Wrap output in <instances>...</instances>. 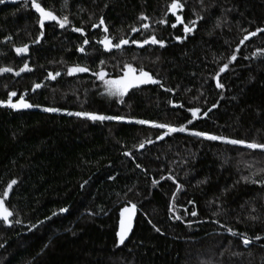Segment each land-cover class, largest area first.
<instances>
[{
	"label": "trees",
	"instance_id": "1",
	"mask_svg": "<svg viewBox=\"0 0 264 264\" xmlns=\"http://www.w3.org/2000/svg\"><path fill=\"white\" fill-rule=\"evenodd\" d=\"M38 2L68 15L71 25L41 29L31 0L0 4V67L12 69L0 73V101L16 92L13 103L23 96L33 105L0 107V199L13 213L9 227L0 223V264H264V151L188 131L157 140L166 130L152 126L184 124L264 144V32L240 44L264 29V0H180L176 11L184 24L202 17L190 33L184 24L171 27V0H68L66 8L63 0ZM103 27L113 43L154 36L164 46L105 51L98 43ZM24 44L28 52L18 55L15 47ZM25 63L31 70L16 75ZM125 63L160 84L108 98L92 73L102 68L106 79H115ZM75 65L90 71L67 75ZM57 71L60 76L48 78ZM35 84L42 87L34 91ZM48 107L59 111H43ZM191 108L201 111L189 125ZM69 112L124 119L92 121ZM132 204L137 212L118 244L121 211Z\"/></svg>",
	"mask_w": 264,
	"mask_h": 264
},
{
	"label": "snow or ice",
	"instance_id": "2",
	"mask_svg": "<svg viewBox=\"0 0 264 264\" xmlns=\"http://www.w3.org/2000/svg\"><path fill=\"white\" fill-rule=\"evenodd\" d=\"M5 0H0V4L4 3ZM67 3L68 0H63V7L66 8L67 7ZM31 7L35 10L36 13L39 14V19H38V23L40 24L41 29H43L44 27V23L45 21H55V23L60 27V28H65L66 26L71 25V21L69 20L68 15L65 14H60L57 15L55 14L52 10L46 9L45 7H43L41 5V3L38 2V0H31ZM183 5L181 4L180 0H171V3L168 7V12L171 13L174 17H175V23L171 24L172 28H176L177 24H184L183 18L181 15L177 14L176 10H182ZM195 15V13H194ZM141 20H146L147 17H144L143 15H141L140 17ZM202 19V17L196 15L195 19H191L187 22V24H184L183 27V31L185 33H190L194 30L197 21ZM166 21L161 19L159 21L160 24H164ZM104 25V20L103 18H101L99 20V26H103ZM217 27H220L219 22H217ZM98 25L97 24H93L92 28H97ZM140 28L143 29H148L149 28V24L147 23H142L140 25ZM71 30L73 32H78L81 34V36H84V29L81 28H76V27H72ZM131 31L133 33L138 32L139 29L136 27H132ZM103 32L105 33L103 39L99 40L98 43L103 45V48L105 51H111L113 48L120 50L122 48V46L125 45H129V44H134L137 47H143L144 45L147 44H152V45H156L159 44L161 47L164 46V42L162 40H157L154 36H150L147 37L145 39H143L142 41L140 40H136V39H131V41H129V39H125L123 37H121L118 42L113 43L112 38L107 35L108 33V29L107 27H103ZM257 32H264V29H257L254 32H250L248 33V35L244 36V38L240 41V44H244L245 40H248V38L250 36H255L257 34ZM42 34V33H41ZM7 40H11V37H7ZM176 39H180V37H176ZM40 40V36H37L36 41L34 42H39ZM89 43V40L87 38H85L83 40V45H87ZM28 48L29 45L28 44H24L22 47H15V52L19 55L21 53H27L28 52ZM77 51L80 52H84V48L83 47H79L77 49ZM264 51V50H262ZM247 58V57H246ZM236 59V55L233 54L230 57V60L234 61ZM104 61H100V64L103 65ZM228 67L227 64H225L221 69L220 72H223L226 68ZM25 69H28L27 64L25 63L24 68H21L20 71H24ZM29 71L31 69H28ZM12 69L11 68H2L0 67V73H4V72H11ZM90 69L84 66H79V65H75V66H70L67 68V72L66 74L69 76H72L74 74L77 73H86L89 72ZM16 75H19V73H15ZM61 73L59 71H57L55 73V75H53V73L49 72L48 73V78L50 79H55L56 77L60 76ZM92 75L96 76V78L100 81L103 82L104 85V90L105 93L109 96H116V97H123V95L132 87L134 86H138L140 84H147V83H158L157 80H154L153 77L149 74V72L145 71L142 67L141 68H135L133 67L130 63H125L123 65V75L122 76H118L115 79H106L105 77L108 76V73H105L103 71V69L101 68L99 71L97 72H93ZM215 78V77H214ZM218 88L222 87V84L217 83L216 85ZM35 88H39L41 87L40 84H35L34 85ZM166 91H171V89H166ZM16 96V92H10L9 96H8V100L5 101H0V107L3 106H7L9 108L12 109H19V108H31L33 107L32 104L25 102L24 97L21 96L15 103L12 102V97ZM119 102V101H118ZM213 107H215V105H213ZM43 111L45 112H57L59 111L56 108H44ZM188 111H190L191 113V119L187 120V124L191 125L193 123L194 120H196L198 118L197 114L200 113V109L199 108H191L188 109ZM208 111H211V109H209ZM68 115L71 116H76V117H83V118H87L89 120L92 121H120L123 120L124 117H120V116H112V115H103V114H96V113H91V112H69L67 113ZM207 112H204L203 115L207 116ZM137 124H148V121L145 120H137L136 121ZM155 128L158 129H165L166 131L162 134V135H158L156 137L157 140H161L164 138L165 135H169L171 133H175V132H185L188 131L190 135L192 136H196V137H203L204 139L210 140V141H221L230 145H241L244 146L248 149H260L262 151H264V144H260V143H255V142H250V143H246L244 140H239V139H227L223 136H217V135H213L210 134L208 132L205 131H196V130H188L186 128V126L184 124H181L179 127H174L172 125L169 124H164V123H158V124H153L152 125ZM149 143H151V141H148ZM144 144L141 143L140 144V148H143ZM125 156H129L128 152H124L123 153ZM138 168L140 167L139 164L136 165ZM169 180H172V182L175 184L176 181L169 176L168 177ZM243 179L247 180V177H243ZM252 183H256V181H251ZM16 183L15 180H12L9 184H8V189H11L12 186ZM157 183V181H153V184ZM177 188H180L181 186L179 184H176ZM8 190H5V192L3 193V197H7L8 196ZM173 196H175V193H173ZM189 203H192V201H189ZM136 209V205L132 204L129 208H125L121 211V216H124V213L127 212L128 213V221L127 223H125V221L122 219L121 220V231L117 233V237H118V244L119 243H123L125 236L127 235V232L129 231V229L131 228V219H132V215L134 210ZM171 210V208L169 209ZM66 211L65 209H60V212H64ZM56 213H53V215H55ZM191 215L196 216L197 213L195 211H192ZM13 213L11 211H9V209L5 206V201L4 199H0V220H2L4 222V224L8 225L9 224V217H12ZM177 219H179V217H177ZM214 223L216 221H213ZM15 223L19 224L20 221L16 220ZM221 227L223 228L224 225L221 224ZM228 233L230 235H237V233L229 228L227 229ZM255 239L259 240L261 239V237L257 236ZM242 243L247 246L250 243V240L247 238H244L242 240ZM0 247H2V245H0Z\"/></svg>",
	"mask_w": 264,
	"mask_h": 264
},
{
	"label": "water",
	"instance_id": "3",
	"mask_svg": "<svg viewBox=\"0 0 264 264\" xmlns=\"http://www.w3.org/2000/svg\"><path fill=\"white\" fill-rule=\"evenodd\" d=\"M177 25H183V24H177ZM26 70H27V69H25L24 71H26ZM24 71H20L19 74H22V72H24ZM159 84H160V82L158 81V83L140 84V85H138V86L159 85ZM41 87H42V86H41ZM41 87H39V88H41ZM36 89H37V88H34V91H35ZM136 212H137V208L134 210L133 215H134ZM133 215H132V217H133ZM122 219L125 221V223H127V221H128V213H127V212L124 213V216L122 217ZM10 225H11V223H10V217H9V224L6 225V226L9 227Z\"/></svg>",
	"mask_w": 264,
	"mask_h": 264
},
{
	"label": "rangeland",
	"instance_id": "4",
	"mask_svg": "<svg viewBox=\"0 0 264 264\" xmlns=\"http://www.w3.org/2000/svg\"><path fill=\"white\" fill-rule=\"evenodd\" d=\"M15 1H20V0H15ZM52 22H55V21H45V23L44 24H47V23H52ZM145 46V45H144ZM21 54H24V53H21ZM79 74H81V73H77V74H74V75H79ZM107 97L108 98H113L114 96H109V95H107ZM109 101H112V100H109Z\"/></svg>",
	"mask_w": 264,
	"mask_h": 264
},
{
	"label": "flooded vegetation",
	"instance_id": "5",
	"mask_svg": "<svg viewBox=\"0 0 264 264\" xmlns=\"http://www.w3.org/2000/svg\"><path fill=\"white\" fill-rule=\"evenodd\" d=\"M0 223H4L2 220H0Z\"/></svg>",
	"mask_w": 264,
	"mask_h": 264
}]
</instances>
